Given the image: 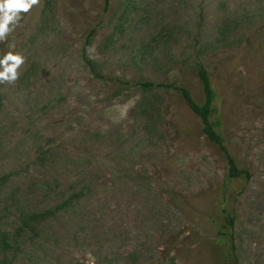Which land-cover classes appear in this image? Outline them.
I'll return each instance as SVG.
<instances>
[{
  "label": "rangeland",
  "instance_id": "1",
  "mask_svg": "<svg viewBox=\"0 0 264 264\" xmlns=\"http://www.w3.org/2000/svg\"><path fill=\"white\" fill-rule=\"evenodd\" d=\"M104 4L37 0L0 39L24 58L0 81V264H222L223 206L239 264H264V0ZM197 61L249 179L177 91L137 84L203 102ZM54 206L28 230L24 211Z\"/></svg>",
  "mask_w": 264,
  "mask_h": 264
},
{
  "label": "trees",
  "instance_id": "2",
  "mask_svg": "<svg viewBox=\"0 0 264 264\" xmlns=\"http://www.w3.org/2000/svg\"><path fill=\"white\" fill-rule=\"evenodd\" d=\"M110 0H105L104 9L108 10ZM94 31L92 29L91 33ZM90 33V34H91ZM196 75L202 86L204 93L203 102H199L193 96L189 87L182 84L175 83H155L153 81H137V84L141 85L145 89H152L156 86H165L177 91L184 99L189 108L200 118L202 123L203 132L206 136L214 142L223 152L226 161L227 175L229 178H244L249 179L251 172L247 167L241 166L236 157L231 153L228 146L225 143V139L222 133L217 128V121L212 119L214 112L215 91L211 83V78L207 66L202 61L195 63ZM4 179V178H3ZM84 187L79 191H75L67 198V202H72L73 199H78L83 195ZM66 203V202H65ZM59 206H54L42 210H31L23 212L24 224L28 227V230L34 231L41 227L43 218L47 215L54 214L58 210ZM224 222L218 229V246L219 256L222 264H239V258L237 255V243L234 234L236 215L228 211L226 206H223ZM6 246L9 244L4 239ZM174 264V263H172Z\"/></svg>",
  "mask_w": 264,
  "mask_h": 264
},
{
  "label": "clouds",
  "instance_id": "3",
  "mask_svg": "<svg viewBox=\"0 0 264 264\" xmlns=\"http://www.w3.org/2000/svg\"><path fill=\"white\" fill-rule=\"evenodd\" d=\"M37 0H0V39L11 31L10 25H14L19 19L20 12H26ZM23 57L19 54L5 53L0 58V81H12L16 78L15 69L23 62Z\"/></svg>",
  "mask_w": 264,
  "mask_h": 264
}]
</instances>
